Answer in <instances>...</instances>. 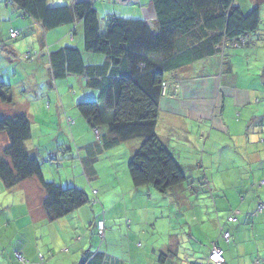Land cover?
I'll list each match as a JSON object with an SVG mask.
<instances>
[{
    "label": "crops",
    "instance_id": "0c3cea01",
    "mask_svg": "<svg viewBox=\"0 0 264 264\" xmlns=\"http://www.w3.org/2000/svg\"><path fill=\"white\" fill-rule=\"evenodd\" d=\"M57 1L60 0H53L54 3ZM113 1L109 0V2ZM124 2L128 7H132L129 10L131 15L136 18L134 20H142L143 14L145 18L153 16V7L147 0H124ZM58 3L53 6H60ZM257 3H259L258 0H243L241 6L248 14L254 7H257ZM134 4L145 7L143 14L133 6ZM0 9L5 10L1 4ZM99 12L102 13V11ZM27 27L30 31H33L35 27L37 36L39 30L42 32L41 26L36 22H30ZM70 31L71 28L64 26L59 30L46 33L44 37L45 39L46 35L47 38L50 37L52 41L49 44H64L65 46H60L62 49L70 47L73 44L71 42L76 41L69 38ZM260 33V39L257 41L254 38H249L247 47L229 51L225 65L223 62L221 64L218 57H213L208 59L205 66L198 64L186 68L183 73L168 75L166 77V82H169L168 94L160 101L156 133L161 142L172 155L173 143H176L180 148L198 150L203 145V161L206 156L209 158L205 164L209 168L215 166L219 168V177L216 180L217 190L214 186L215 177L212 178L210 185L215 188L216 192L224 190L229 192V196H226L225 200L220 203L215 202L217 215L213 220V228L216 234L219 232V237L217 238L215 233L209 234L203 230V240L201 239V241H209L208 250L205 251L207 252L206 264H214L209 262L214 244L223 250L225 264H264V213L260 216L255 215L258 206L264 203V184H261L264 183V61H261L264 58V29ZM40 46L42 51L46 49L45 42L42 41ZM83 56L84 60L95 59L97 61V58L89 57L87 54ZM257 72L260 73L257 74ZM70 78H73L74 82L80 83L82 89L86 88L83 78L68 77L65 81L70 83ZM177 79L180 82H177ZM85 94L87 95L85 97L94 100L98 97V91H87ZM229 111L231 119L234 121L227 119L226 115ZM105 114L110 118L111 111H106ZM70 120L67 118L65 121L68 127ZM74 124L75 129H78L75 142L82 148L81 158H84L85 174H88V177H93L96 167L88 164L86 155V152L89 154L88 147L82 139L84 135H80L81 132L85 134L89 130L80 118H77ZM74 124L72 123V125ZM41 128L45 127L41 126ZM39 133L42 139L47 138L46 131L44 133L40 129ZM101 133L105 135L107 129L101 128ZM91 135L92 133L89 132V137ZM53 140L57 144L63 142L59 138L57 140L53 138ZM256 141L262 144V148L254 147L257 144ZM221 142H223V147L220 145ZM126 143L128 142L120 143L109 150H101L102 157H108L113 170L116 171L121 190L119 170L124 169L127 155L124 152L120 157L118 153L122 150L120 146ZM138 146L140 147V143L132 153L139 148ZM27 151L29 153L30 150L27 148ZM29 155L36 158V155L32 156L30 153ZM116 156H119V159L115 163ZM224 175L229 176L227 180L223 177ZM44 180L47 181L45 174ZM130 181L132 183L131 178ZM34 186L41 193L40 199L33 193ZM133 187L135 186L133 185ZM15 188L14 193L18 196L17 199L0 201V264H22L16 257L18 253L28 260V264H141L140 258L133 263H128L124 259L116 257L110 252L111 246L106 247L105 250L101 248L93 251V245L87 248L80 235L79 228L85 227L86 224L91 227V233L94 230L98 232L96 224L100 219H105L106 229L108 228L110 232L113 231L116 224L124 223L123 213L128 216L129 206L134 204L132 199L131 201L127 200V194H124L122 199L115 203L106 202L107 195L102 196V201L107 206L106 212L104 207L102 210L100 207L96 208L97 214H95L94 208L83 209L80 207L77 209L78 214H74L77 212L75 210L62 219L52 221L44 209L46 192H43L44 188L38 178H30ZM129 189L130 194L135 191L140 193V190L130 187ZM93 195L94 193H92V199ZM96 199H93L94 204H99V199ZM220 204L221 207H219ZM33 207H38L37 212ZM12 208L20 209L17 217L13 216ZM117 208H120L122 212L121 219H115L116 217L111 215ZM90 210L96 216L93 222L91 219L86 222L83 219V213ZM231 217H233L232 222L229 221ZM221 228L231 233L229 242L221 237ZM73 232L78 235L76 238L72 237V243L76 242V244L70 246L68 237ZM221 240L228 245L226 250L221 246ZM177 245L179 246V243ZM181 251L180 247L176 258H171V260L167 254H164L166 253L164 251L160 255L159 264H177L176 262L180 264L182 259L178 256L181 255ZM163 255H165L164 258ZM188 257L190 258L187 256L186 260ZM193 262V264H197L195 259Z\"/></svg>",
    "mask_w": 264,
    "mask_h": 264
},
{
    "label": "trees",
    "instance_id": "16d2710c",
    "mask_svg": "<svg viewBox=\"0 0 264 264\" xmlns=\"http://www.w3.org/2000/svg\"><path fill=\"white\" fill-rule=\"evenodd\" d=\"M1 1L5 10L16 6L20 12L17 16L39 24L43 34L65 26L71 28L68 36L74 35L76 40L77 29L82 27V51L70 46L49 56L53 79L81 77L86 89L98 91V100L78 104L82 116L97 131V140L106 150L141 139L128 165L130 178L135 188L152 187L161 194H167L186 180L156 133L166 77L198 64L205 66L213 57H218L222 64L232 50L247 47L249 38L260 39L262 31L260 6L247 14L241 6L243 0H147L156 13L151 26L143 19L125 20L112 15L107 19L104 33L94 8L97 0L75 4L65 0L70 5L53 7L48 0ZM19 32L14 38L10 30V39L20 38L22 32ZM33 51L23 59H33L36 55ZM84 54L102 55L105 61L102 65H86ZM10 93L11 87L0 83L3 103L12 102ZM106 111H111L110 118ZM72 123V120L68 122L69 128ZM103 127L107 129L105 135L101 133ZM0 133H7L10 143L0 155V179L7 189L38 178L46 192L44 209L52 221L90 203L82 190L46 183L41 163L26 148V142L31 139V121L26 115L0 119Z\"/></svg>",
    "mask_w": 264,
    "mask_h": 264
},
{
    "label": "rangeland",
    "instance_id": "374dc122",
    "mask_svg": "<svg viewBox=\"0 0 264 264\" xmlns=\"http://www.w3.org/2000/svg\"><path fill=\"white\" fill-rule=\"evenodd\" d=\"M1 2L0 0V4L4 7ZM57 2H59L58 5H70L69 3H71L64 0ZM55 3L53 0H49L50 5L53 6ZM257 4V6H260L261 11V28L264 29V1ZM133 6L143 14L145 7L136 4ZM94 8L99 14L101 33L106 31L107 19L112 15L125 20L136 19L129 10L132 7L125 5L124 0H114L113 2L97 0ZM17 14H20V12L16 6H11L10 9L4 11L0 9V83H5L11 87L9 98L12 100L10 103H3L0 100V119L14 118L22 114L30 119L32 139L26 142V145L30 150L29 153L32 156L36 155L41 163L43 177L45 174L47 179L46 183L57 184L63 189L77 188L84 191L88 195L90 203L86 205L87 207H82L83 209L94 208L95 214L98 213V207L101 210L104 207L105 211L107 206L102 201V196L106 195L105 201L108 203L121 200L124 194L128 195V201L132 199L134 203L133 206L132 204L129 206L128 216L123 213L124 223L116 224L112 232L108 228L106 229V236L103 241L99 238L97 231L94 230L91 233L89 224L80 227V235L87 248L93 245V251H96L101 248L105 250L106 247L111 246L110 252L128 263H133L140 258L141 264H159L160 255L164 251H166L164 254H167L171 260V258H176L181 247V255L178 256L182 259L180 264H193V259L197 261V264H206L207 252L205 251L208 250L209 241H201V239L203 240V230H206L209 234L215 233L213 228V220L216 219L217 215L215 202L220 203L225 200L226 196H229V192L225 190L216 192L219 168L215 165V167L209 168L205 164L206 160L209 161V158L206 156L203 161V145L198 150L180 148L176 143H173L172 153L186 180L182 185L171 189L167 194H161L152 187L139 189L133 187L128 165L139 148L133 153L132 151L138 143L141 145L142 140L134 139L123 144L120 146L122 150L119 149L121 151L118 154L121 157L125 152L127 160L124 169L119 170L121 190L116 171L113 170L109 158L102 157L101 150L105 151L106 149L98 142L94 130L88 125L78 109L79 103L94 101V99L85 97L87 91H92L86 88L82 89L80 83L74 82L73 78H70V83L65 80L55 81L53 79L49 56L51 53L59 51L60 46L65 45L60 43L49 44L52 41L50 37L47 38L46 35L45 39V34L40 30L37 36L35 27L33 31L29 30L27 25L32 22V19L27 18L25 21ZM143 20L145 21L144 14ZM11 29L20 30L22 32L20 38L11 40L9 36ZM75 38L76 41L69 44L82 51V27L77 29ZM40 41L45 42L46 49L44 51L41 49ZM32 49H34L36 55L30 61L24 60L25 54L31 53ZM90 56L97 58V61L95 59L90 61L85 59L86 65H102L105 61V57L102 55L92 54ZM261 61H264V58ZM73 91H75V94H73ZM95 100H98V97ZM226 117L229 121H234L231 119L230 111ZM67 118L71 119L73 123L77 118H80L86 124L87 130L93 135L89 137V132L80 133V135H84L82 139L88 147L89 154L86 152L88 164L96 167L93 177H88V174H85L86 166L83 165L84 158H81L82 148L76 145L75 142L78 129H75V124L70 129L65 122ZM166 120L168 119L166 118ZM41 126L45 128H41ZM40 129L44 133L45 131L48 133L46 139L40 137ZM53 138L56 140L59 138L63 142L57 144ZM256 143L254 147L262 148V144L257 141ZM9 144L7 133H0V155L3 154ZM220 145L223 147V142ZM118 159L119 156H116L115 163ZM214 177L216 190L210 185ZM223 177L227 180L229 176L224 175ZM129 187L140 190V193L135 191L130 194ZM15 189H7L0 179V201L6 199L14 201L17 199L18 196L14 193ZM43 192L45 193V190ZM94 192H97V195L94 194L93 199H99L101 204H94L92 199V193ZM33 193L40 199L41 193L37 190V187L34 188ZM221 206L220 204L219 207ZM33 209L37 212L38 207H33ZM11 210L13 216L17 217L19 215V208H12ZM90 211H84L83 213V219L86 222L90 219L93 222L96 216L92 210ZM78 213V211L74 212V214ZM111 215H114L115 219L122 218L120 208L114 210ZM77 235L78 233L73 232L68 237V245L76 244V242L72 243V237L76 238ZM215 236L218 238L219 232L215 233ZM177 243H179V246ZM220 244L224 250L227 249L228 245L223 240L220 241ZM187 256H190L188 260H186Z\"/></svg>",
    "mask_w": 264,
    "mask_h": 264
},
{
    "label": "built area",
    "instance_id": "2783aa9c",
    "mask_svg": "<svg viewBox=\"0 0 264 264\" xmlns=\"http://www.w3.org/2000/svg\"><path fill=\"white\" fill-rule=\"evenodd\" d=\"M19 35V33L12 31V37L16 38ZM165 86V85H164ZM264 184V183H261ZM94 194H97V192H94ZM264 210V206L260 205L258 207V210L256 212V216H259ZM230 222L233 221V217L229 219ZM97 229L99 233V237L101 239L105 238V231H106V226L104 221H99L97 223ZM221 237L226 241L229 242L231 239V233L223 228H221ZM17 258L21 263L27 264L26 259L23 257L21 254H17ZM209 261L214 263V264H224L225 263V258L223 255V250L217 246L216 244L213 245L211 254L209 256Z\"/></svg>",
    "mask_w": 264,
    "mask_h": 264
},
{
    "label": "clouds",
    "instance_id": "9594fccd",
    "mask_svg": "<svg viewBox=\"0 0 264 264\" xmlns=\"http://www.w3.org/2000/svg\"><path fill=\"white\" fill-rule=\"evenodd\" d=\"M72 4H75V3H79V2H90L91 0H69ZM150 12H151V10H150ZM152 15L153 16H151V18H145V22L148 24V25H150L151 26V23L152 22H154L155 20H156V13H155V11H154V9H152ZM12 31H14V32H17V33H20L18 30H15V29H11V32ZM74 34V33H73ZM19 36V35H18ZM73 36L74 35H71V36H69V38L70 39H72L73 40ZM165 85V86H164ZM168 87H169V82L167 83H165V84H163V87H162V98H164V97H166L167 96V94H168ZM96 133H97V131H95ZM95 195H97V194H95ZM260 205H263L264 206V204H260ZM259 205V206H260ZM258 206V207H259ZM257 210H258V208H257ZM257 212V211H256ZM262 213H264V210H263V212ZM261 213V214H262ZM260 214V215H261ZM259 215V216H260ZM99 235V234H98ZM100 238V237H99ZM101 239V238H100ZM102 241L104 240V239H101ZM18 254H21V253H18ZM22 255V254H21ZM223 255H224V252H223ZM16 257H17V254H16ZM24 257V256H23ZM25 258V257H24ZM225 258V257H224ZM18 259V258H17ZM26 259V258H25ZM27 261V260H26ZM210 262V261H209ZM225 262H226V260H225ZM27 263H28V261H27ZM24 264V263H23ZM225 264V263H224Z\"/></svg>",
    "mask_w": 264,
    "mask_h": 264
}]
</instances>
